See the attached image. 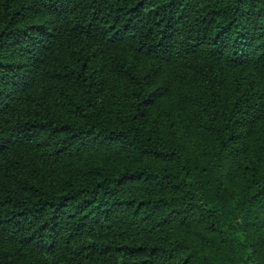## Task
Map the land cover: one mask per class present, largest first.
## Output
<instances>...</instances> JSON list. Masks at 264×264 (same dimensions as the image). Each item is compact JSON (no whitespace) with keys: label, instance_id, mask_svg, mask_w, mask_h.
<instances>
[{"label":"trees","instance_id":"1","mask_svg":"<svg viewBox=\"0 0 264 264\" xmlns=\"http://www.w3.org/2000/svg\"><path fill=\"white\" fill-rule=\"evenodd\" d=\"M264 264V0H0V264Z\"/></svg>","mask_w":264,"mask_h":264},{"label":"rangeland","instance_id":"2","mask_svg":"<svg viewBox=\"0 0 264 264\" xmlns=\"http://www.w3.org/2000/svg\"><path fill=\"white\" fill-rule=\"evenodd\" d=\"M247 264H263L262 262H258L256 260H251L250 263Z\"/></svg>","mask_w":264,"mask_h":264}]
</instances>
